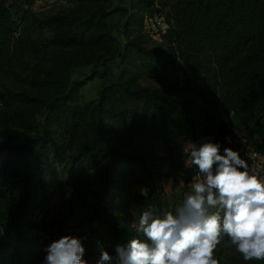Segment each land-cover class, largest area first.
I'll use <instances>...</instances> for the list:
<instances>
[{
  "label": "trees",
  "instance_id": "16d2710c",
  "mask_svg": "<svg viewBox=\"0 0 264 264\" xmlns=\"http://www.w3.org/2000/svg\"><path fill=\"white\" fill-rule=\"evenodd\" d=\"M10 1L0 0L4 72L56 48L108 46L115 52L100 65L101 71L66 83L60 95L45 100L44 121L32 125L30 133L0 125V264H40L43 259L44 248L35 249L37 244L24 231L40 196H48L57 166L70 181L94 173L93 199L85 208L95 226L81 235L86 237L85 256L103 246L118 264L115 245L136 235L129 202L135 198L145 210L162 203L151 161L117 145L150 143L186 131L193 142L207 138L230 147L225 139L228 124L216 114L220 106L233 112L240 128L249 133L258 129L264 138V0H129L113 11L50 16L42 22L46 41L28 33L27 27L17 35ZM117 12L128 15L126 33L137 22L142 26L137 14L164 16L161 47L146 49L134 40L122 43L114 28L98 34L108 16ZM116 57L115 76L109 63ZM160 64L163 75L172 70L171 77L181 82L186 96L136 86L146 72L157 75ZM95 80L100 81L96 98L80 101V90ZM188 158L184 153L170 159L182 162L173 167L174 173ZM185 170L186 180L196 175L195 166ZM142 182L150 186L147 195L133 197L131 185Z\"/></svg>",
  "mask_w": 264,
  "mask_h": 264
},
{
  "label": "rangeland",
  "instance_id": "374dc122",
  "mask_svg": "<svg viewBox=\"0 0 264 264\" xmlns=\"http://www.w3.org/2000/svg\"><path fill=\"white\" fill-rule=\"evenodd\" d=\"M128 2L129 0H11L9 6L17 35L23 33L24 28L27 27L28 33L46 41L49 36L42 22L50 16L83 17L91 14L95 9L113 11ZM140 14H137V19H143L142 26H139L137 22L129 33L124 32L123 29L128 15H122L121 12L110 14L106 24L96 31L98 34L106 35L110 28H114L122 43L134 40L146 49L160 48L161 33L166 31L167 27L165 17L157 13L148 16ZM114 52L115 48L108 46L78 45L66 49L56 48L43 52L36 58H26L9 72L0 70V125L27 132L34 124L42 125L44 101L60 95L66 83L70 84L76 79L84 78L93 70L101 71L100 65H103ZM118 61L116 57L109 63L115 76L118 74ZM172 73V70H169L167 75H163V65L160 64L157 75L150 76L151 74L146 72L136 86L147 87L150 91L165 95L186 96L181 93L183 89L181 82L172 78ZM99 83V80H95L81 89L80 101L86 102V99L96 98ZM216 114L218 119L228 124L225 139L226 137L231 139V143L226 139L230 147L239 149L243 156L247 148L251 147L264 158V138L257 133L258 129L249 133L244 128H240L234 119L233 112L226 107H218ZM186 133V131H179L168 138L155 139L150 143L133 140L126 145H117L119 149L130 155L151 161V171L158 180L156 195L162 203V207L155 205L153 208L157 213L162 214L165 211L174 213L175 209L183 203L185 193L191 190L192 178L190 180L185 178V163L182 164L183 168L180 166L181 169L174 173L173 167L179 165L177 162L180 161L174 160L175 164L170 161L184 154L182 144L186 138H189ZM187 161H190V157ZM260 164L258 161L257 165H249V167L258 175L264 176V164L263 166ZM59 169L57 166L49 180L51 184L48 196L45 199L40 196L32 222L24 231V235L37 244L34 246L35 249L45 248L53 240L73 233L77 229L80 231L76 234L81 236L91 232L94 227L85 208L86 203L93 199L92 192L96 187L94 173L90 172L70 181L68 175ZM149 189L150 186L144 182L131 185L133 197L146 196ZM145 209L135 198L129 202V213L134 227ZM109 242L110 240H104L108 246ZM99 254L98 251L92 256L86 255L85 258L89 260V264H95ZM213 255L219 264H264V261H244L227 236L217 246Z\"/></svg>",
  "mask_w": 264,
  "mask_h": 264
},
{
  "label": "clouds",
  "instance_id": "9594fccd",
  "mask_svg": "<svg viewBox=\"0 0 264 264\" xmlns=\"http://www.w3.org/2000/svg\"><path fill=\"white\" fill-rule=\"evenodd\" d=\"M182 151L190 157L186 167L196 169L191 190L174 213L140 214L135 237L114 247L118 264H219L213 253L225 236L244 261H264V176L239 149L212 139L188 140ZM79 231L46 245L40 264H89ZM99 253L95 264H113L103 246Z\"/></svg>",
  "mask_w": 264,
  "mask_h": 264
},
{
  "label": "built area",
  "instance_id": "2783aa9c",
  "mask_svg": "<svg viewBox=\"0 0 264 264\" xmlns=\"http://www.w3.org/2000/svg\"><path fill=\"white\" fill-rule=\"evenodd\" d=\"M186 141H188V139H186ZM244 157L247 159L249 165H257L258 161L261 163V166L264 164V158L260 154L256 153V151L251 147L247 148Z\"/></svg>",
  "mask_w": 264,
  "mask_h": 264
},
{
  "label": "crops",
  "instance_id": "0c3cea01",
  "mask_svg": "<svg viewBox=\"0 0 264 264\" xmlns=\"http://www.w3.org/2000/svg\"><path fill=\"white\" fill-rule=\"evenodd\" d=\"M165 155H167V154H165Z\"/></svg>",
  "mask_w": 264,
  "mask_h": 264
}]
</instances>
